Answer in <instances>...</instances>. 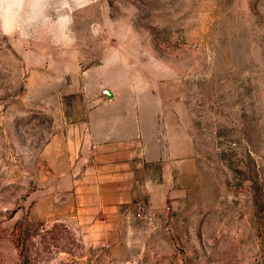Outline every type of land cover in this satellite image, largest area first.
Instances as JSON below:
<instances>
[{
    "label": "rangeland",
    "instance_id": "374dc122",
    "mask_svg": "<svg viewBox=\"0 0 264 264\" xmlns=\"http://www.w3.org/2000/svg\"><path fill=\"white\" fill-rule=\"evenodd\" d=\"M0 264H264V0H54L0 31Z\"/></svg>",
    "mask_w": 264,
    "mask_h": 264
},
{
    "label": "clouds",
    "instance_id": "9594fccd",
    "mask_svg": "<svg viewBox=\"0 0 264 264\" xmlns=\"http://www.w3.org/2000/svg\"><path fill=\"white\" fill-rule=\"evenodd\" d=\"M54 0H0V31L27 34L28 28L50 14Z\"/></svg>",
    "mask_w": 264,
    "mask_h": 264
},
{
    "label": "crops",
    "instance_id": "0c3cea01",
    "mask_svg": "<svg viewBox=\"0 0 264 264\" xmlns=\"http://www.w3.org/2000/svg\"><path fill=\"white\" fill-rule=\"evenodd\" d=\"M113 143H118L117 141H115V136L114 135H111V134H108V135H104L103 138H99V137H93L91 136V134H86V147H90V150H86V154L88 153V155L90 156V158H94V159H97L99 157V155L97 156V151H102L104 149V152H102V154L100 155V157L104 158V162L106 163H102L103 164V167L105 168H110V169H115V170H112V171H109L107 172L105 170L104 174H109V176H112L113 174H117V170L118 167H119V164H118V158H117V154L116 152H113L115 150H118L120 149L121 150V146L120 147H112V145H109V144H113ZM91 146L93 147H96L97 150H91ZM99 147H102L100 149L102 150H98ZM145 156H147L145 154ZM99 157V158H100ZM145 162H147V158L146 160L142 161V165L145 166ZM127 164L128 167H134L132 166V163L131 162H128V163H125ZM121 167V166H120ZM117 168V169H116ZM86 174H92L94 170H91L90 168V165L89 164H86ZM126 173V171H125ZM123 173V174H125ZM118 176V174H117ZM94 193L93 191V188H89V189H86V199H94L96 198L94 196Z\"/></svg>",
    "mask_w": 264,
    "mask_h": 264
},
{
    "label": "water",
    "instance_id": "95a60500",
    "mask_svg": "<svg viewBox=\"0 0 264 264\" xmlns=\"http://www.w3.org/2000/svg\"><path fill=\"white\" fill-rule=\"evenodd\" d=\"M104 95H105L107 98H111V97H112V94H111V92H109V91H105V92H104Z\"/></svg>",
    "mask_w": 264,
    "mask_h": 264
}]
</instances>
